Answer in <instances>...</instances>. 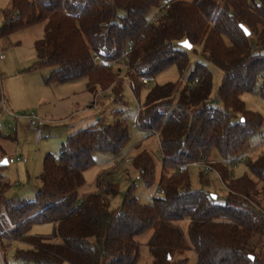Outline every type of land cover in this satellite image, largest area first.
Wrapping results in <instances>:
<instances>
[{
	"label": "trees",
	"instance_id": "trees-1",
	"mask_svg": "<svg viewBox=\"0 0 264 264\" xmlns=\"http://www.w3.org/2000/svg\"><path fill=\"white\" fill-rule=\"evenodd\" d=\"M163 1L11 0L4 11L0 39L44 22L31 68L50 67L46 81L85 77L89 91L110 90L120 101L123 86L110 89L117 74L106 62L118 61L128 42L136 76L151 79L170 66L179 72L178 80L149 89L139 115L141 129L157 131L162 157L163 194L151 204L128 192L119 209L110 208L118 193L113 183L103 194L78 199L94 154L117 153L128 140L121 116L78 129L61 143L57 156L47 153L32 199L6 198L10 185L0 173V247L10 240L29 244L15 251L20 264H138L143 251L148 264H189L188 250L195 253V264H264V147L256 158L246 156L256 179L246 173L230 177L224 162L247 154L264 122L242 98L264 99V0H171L165 14L149 23L150 11ZM184 40L192 49L200 43L206 62L192 63ZM208 64L223 73L218 104L211 98ZM213 150L223 160L210 159ZM193 161L209 162L218 172L226 189L221 201L191 187L187 166ZM134 166L143 178H153L146 156ZM184 218L189 219L187 239L176 224ZM48 222L53 234L28 235L33 224ZM148 229L151 238L138 243L135 236Z\"/></svg>",
	"mask_w": 264,
	"mask_h": 264
},
{
	"label": "rangeland",
	"instance_id": "rangeland-1",
	"mask_svg": "<svg viewBox=\"0 0 264 264\" xmlns=\"http://www.w3.org/2000/svg\"><path fill=\"white\" fill-rule=\"evenodd\" d=\"M11 6V0H0V28L4 21V11ZM154 11L151 10L149 15ZM148 15V16H149ZM44 35V22L16 29L6 38L0 39V91L4 105H0V162L6 158L24 157L26 162L10 163L0 168L1 179L9 183L4 192L6 198L32 199L40 186L39 175L43 167V158L47 153L58 155L62 142L78 129L96 124L98 119L110 123L117 116L126 119L129 138L117 153L94 154V163L84 171V184L78 189V199L83 200L91 192L104 193V187L113 183L117 185L118 193L110 199V208L119 209L129 192L138 202L151 204L153 192L159 184L162 174V157L159 139L150 131L133 128L136 120L137 104L144 105L147 92L155 84H164L179 79L175 66H170L149 79V84L140 91L132 90L116 75L115 86L122 87L121 100L116 101L110 90H98L92 93L87 89V79L82 77L68 82L46 81L51 68L31 66L37 60L34 42ZM191 62H206L200 43L190 48ZM212 72L213 90L211 98L218 104L217 89L221 84L222 70L208 64ZM247 108L260 113L264 119V99L255 94L242 96ZM40 100L39 103L37 101ZM35 113L44 120L42 127H31L23 117ZM14 115L18 116L17 118ZM251 148L247 157L254 159L264 147V122L261 130L251 140ZM146 156L153 170V178L148 180L140 175L134 166V161ZM210 159L223 160L216 150L211 152ZM228 166L229 176L238 177L247 174L256 177L249 171L247 158L237 161L235 165L224 161ZM174 170L170 169L172 173ZM204 166H187V174L191 187L203 189L222 200L226 194L225 185L215 170L205 171ZM184 238L187 239L189 219L176 222ZM53 223L33 224L28 235H50L54 232ZM148 229L135 236L138 243H146L152 236ZM55 240H59L56 238ZM0 247V264H20L15 259L17 249H28L30 245L22 240L4 241ZM142 250H146L142 246ZM144 252V251H143ZM141 252L138 264H148L146 253ZM189 264L196 263L192 250L187 251Z\"/></svg>",
	"mask_w": 264,
	"mask_h": 264
},
{
	"label": "built area",
	"instance_id": "built-area-1",
	"mask_svg": "<svg viewBox=\"0 0 264 264\" xmlns=\"http://www.w3.org/2000/svg\"><path fill=\"white\" fill-rule=\"evenodd\" d=\"M170 1L171 0H165L163 2H161L158 6L155 7L154 12L151 14V16L149 17L148 22L149 23H155L157 22L166 12L167 8L170 5ZM133 52V43L132 42H128L124 48L121 51L120 57L118 59V61H107L106 62V67L111 69L114 73L117 74L118 78L122 81V86L126 85L128 88L135 90L137 87L141 86V87H145L149 84V79L146 77H139L136 76L134 74L133 68L131 67V55ZM4 54H0V59L4 58ZM95 61H100V58L95 56L94 57ZM198 79H194L192 83H197ZM213 100V99H212ZM214 102V100H213ZM0 105H4V99L1 97L0 98ZM143 109V106L140 105V103L137 104V115H136V120L131 124L133 126V128H140V121H139V115L141 110ZM15 118H17L18 116L14 115ZM26 119V122L29 126L31 127H42L44 125V120L40 117H38L35 113H29V114H25L23 116ZM150 131L149 134H154L158 137L159 139V135L157 133V131L155 130H148ZM247 154L243 153L241 155L236 156L235 160L229 161L230 164L235 165V163L237 161H243L245 160ZM10 163H16V162H25L26 159L24 157L21 156H16L15 158H9L7 160ZM188 165H193V166H204L205 171H210V170H214L211 166V164L209 162H205V161H193L190 162ZM181 172V170H179ZM204 171V172H205ZM163 194V188H161L159 185L157 186V188L154 190L153 192V198H158Z\"/></svg>",
	"mask_w": 264,
	"mask_h": 264
},
{
	"label": "water",
	"instance_id": "water-1",
	"mask_svg": "<svg viewBox=\"0 0 264 264\" xmlns=\"http://www.w3.org/2000/svg\"><path fill=\"white\" fill-rule=\"evenodd\" d=\"M241 27L244 29L246 35H248V34H249V31H248L244 26H241ZM181 45L184 46V47H186L187 49H190V48L192 47V45L189 43L188 40H184L183 42H181ZM7 163H8L7 159L4 158V159L0 162V165H6ZM212 196H213L214 198L216 197V195H214V194H212Z\"/></svg>",
	"mask_w": 264,
	"mask_h": 264
},
{
	"label": "crops",
	"instance_id": "crops-1",
	"mask_svg": "<svg viewBox=\"0 0 264 264\" xmlns=\"http://www.w3.org/2000/svg\"><path fill=\"white\" fill-rule=\"evenodd\" d=\"M4 58H5V56H4ZM1 59H2V58H1ZM39 102H40V100L37 101V103H39ZM26 161H27V160H26ZM26 161H25V162H26Z\"/></svg>",
	"mask_w": 264,
	"mask_h": 264
}]
</instances>
